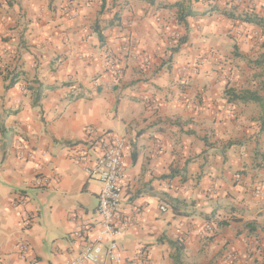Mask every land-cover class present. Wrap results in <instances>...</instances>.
Instances as JSON below:
<instances>
[{"label": "crops", "instance_id": "0c3cea01", "mask_svg": "<svg viewBox=\"0 0 264 264\" xmlns=\"http://www.w3.org/2000/svg\"><path fill=\"white\" fill-rule=\"evenodd\" d=\"M89 127L125 141L123 264H264V0H0V264L96 234Z\"/></svg>", "mask_w": 264, "mask_h": 264}, {"label": "built area", "instance_id": "2783aa9c", "mask_svg": "<svg viewBox=\"0 0 264 264\" xmlns=\"http://www.w3.org/2000/svg\"><path fill=\"white\" fill-rule=\"evenodd\" d=\"M143 62L148 63V58L144 57ZM110 68L114 76L118 77L120 68L114 63L110 64ZM180 98L188 106L186 95L182 94ZM87 134V144L75 152L74 159L88 177L101 183L96 208L100 218V227L91 239L88 237L85 240L82 249L75 256L65 258L59 264H95L102 254L114 264H123L118 238L129 225L119 210L125 169L123 160L125 141L120 136L107 135L92 127L88 128ZM46 179V177L38 176L35 183L44 184ZM26 201L24 197H21L20 203ZM160 209L165 211L166 206L161 205ZM33 221L34 215L27 214L21 221L22 229L27 230ZM85 230L82 226L79 231L74 232V236L83 239ZM210 230L209 225L204 227L205 232H210ZM18 250L20 256L25 257L29 244L21 240L18 243ZM136 264H147L143 251H140V255L136 258Z\"/></svg>", "mask_w": 264, "mask_h": 264}, {"label": "trees", "instance_id": "16d2710c", "mask_svg": "<svg viewBox=\"0 0 264 264\" xmlns=\"http://www.w3.org/2000/svg\"><path fill=\"white\" fill-rule=\"evenodd\" d=\"M174 5H176V4H174ZM244 21H253L252 19H249V18H244Z\"/></svg>", "mask_w": 264, "mask_h": 264}]
</instances>
